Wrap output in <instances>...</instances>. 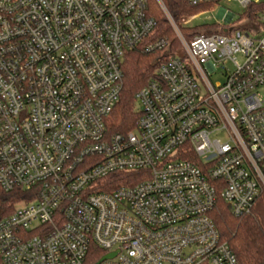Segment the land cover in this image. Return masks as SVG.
<instances>
[{
    "label": "built area",
    "instance_id": "built-area-1",
    "mask_svg": "<svg viewBox=\"0 0 264 264\" xmlns=\"http://www.w3.org/2000/svg\"><path fill=\"white\" fill-rule=\"evenodd\" d=\"M158 2L174 55L148 0H0V186L36 193L0 220V264H86L93 246L116 254L100 264H238L210 212L264 195V10L254 33L187 35L199 15L178 24ZM141 48L158 67L134 129L111 133Z\"/></svg>",
    "mask_w": 264,
    "mask_h": 264
},
{
    "label": "trees",
    "instance_id": "trees-1",
    "mask_svg": "<svg viewBox=\"0 0 264 264\" xmlns=\"http://www.w3.org/2000/svg\"><path fill=\"white\" fill-rule=\"evenodd\" d=\"M174 18L180 24L189 16H197L202 12L212 10L215 3H203L198 6H191L180 0H162ZM151 13L158 22L155 31V38L168 36L173 41V48L170 52L174 55L178 49L173 31L162 12L157 0H148ZM264 4L249 5L246 9V16L255 21L258 14L263 12ZM206 26L196 29H184V32L192 35L204 33ZM202 31V32H201ZM210 32V31H209ZM224 30L220 33L224 34ZM160 52L149 53L145 49H136L127 55L123 65L124 87L121 99L115 109L110 121L111 133L127 134L134 129L139 113L136 106L137 93L147 85L154 76L158 67ZM145 173L132 172L120 173L109 177L105 183L109 186L105 191H110L122 185L137 184L145 179ZM36 193L27 192L23 189L5 191L0 186V220L10 215L15 205L21 201H31ZM210 217L215 223L221 240L228 243L238 259V264H264V195L256 202L252 211L246 215L236 217L233 215L230 206L219 199L215 208L210 212ZM105 255V252L97 246H93L86 264H97Z\"/></svg>",
    "mask_w": 264,
    "mask_h": 264
},
{
    "label": "rangeland",
    "instance_id": "rangeland-1",
    "mask_svg": "<svg viewBox=\"0 0 264 264\" xmlns=\"http://www.w3.org/2000/svg\"><path fill=\"white\" fill-rule=\"evenodd\" d=\"M157 3L160 6L158 0ZM191 17L193 16H189V18ZM258 17H262V16H258ZM258 17L255 19V21H252L246 16V9L243 8L238 2L229 3L227 1H223L214 4L212 10L207 12H202L198 16V18L192 24L189 25V28L196 29L206 26L203 32L210 31L213 33L220 32L223 29L230 30L232 33L233 31L236 30L246 29L254 33L258 31L260 28V25L258 23V21L260 20ZM221 80L222 77L220 75L214 76L215 82H219ZM260 94L262 97H264V89L260 91ZM136 108L138 109L139 106H137Z\"/></svg>",
    "mask_w": 264,
    "mask_h": 264
},
{
    "label": "water",
    "instance_id": "water-1",
    "mask_svg": "<svg viewBox=\"0 0 264 264\" xmlns=\"http://www.w3.org/2000/svg\"><path fill=\"white\" fill-rule=\"evenodd\" d=\"M116 254H109V255H106L105 257H103L97 264H100L102 263L103 261L107 260V259H111L115 256Z\"/></svg>",
    "mask_w": 264,
    "mask_h": 264
}]
</instances>
